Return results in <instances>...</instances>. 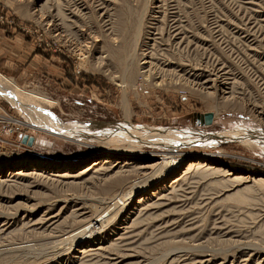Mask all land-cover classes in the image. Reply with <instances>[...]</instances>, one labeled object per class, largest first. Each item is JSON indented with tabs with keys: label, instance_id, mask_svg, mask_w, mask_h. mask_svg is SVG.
Masks as SVG:
<instances>
[{
	"label": "rangeland",
	"instance_id": "1",
	"mask_svg": "<svg viewBox=\"0 0 264 264\" xmlns=\"http://www.w3.org/2000/svg\"><path fill=\"white\" fill-rule=\"evenodd\" d=\"M0 29L16 54L0 74L46 96L51 121L83 132L159 128L179 142L174 152L75 142L18 123L25 113L0 96V264H264V183L216 171L264 178V0H0ZM126 41L133 70L121 85ZM205 112L213 122L198 125ZM226 132L250 143L210 144ZM103 153L111 168L86 173ZM165 153L179 162L145 194L131 191L145 179L136 170Z\"/></svg>",
	"mask_w": 264,
	"mask_h": 264
},
{
	"label": "bare ground",
	"instance_id": "2",
	"mask_svg": "<svg viewBox=\"0 0 264 264\" xmlns=\"http://www.w3.org/2000/svg\"><path fill=\"white\" fill-rule=\"evenodd\" d=\"M132 46H133V44H131L130 41H128V42L126 41L122 45H120L119 49L117 50L118 54H121L124 57V59L126 58L128 60L127 66H126V68H124L125 69L124 70V76L122 78H120V84L122 83L121 85H127V83H130V82H128L129 81L128 79L130 77H132V70H133L132 61L134 59V52H133ZM144 50H148V48L147 49H140L142 59L140 60L139 65H140V68H142V70L140 71V73H141L140 76H141V78L146 79L148 77V75H149L148 73L150 71V67L148 68V65L151 63L150 60H148V59H151L150 55H152V54L147 55V53H149V51L144 52ZM138 82H140V81H138ZM0 96L2 98L6 99L12 106H15L16 108H18L22 113H25V115L27 116L26 122L16 120L18 123L20 122L21 124L28 125L30 127H33L34 129H38L40 131H43V132L48 133V134L56 135L58 137L74 140L75 142H80V143H84V144H91L92 142H97V144H99L101 146H105V147L108 146V145H106V143L107 144L109 143L110 148H111V144H110L111 142H108L109 140L125 141L126 142L125 144H121V145H126V147H124L125 149H127V146H128V148H130V147L138 148L139 146H137V143H139V142L142 144L147 143V142L148 143L158 142V144H159L162 142V144L166 143L167 145L169 143V146H168L169 151L168 152H174L176 149V145H177L176 143H179L177 140H175V138H177L178 135H174L173 132L171 133L170 131L165 130V129L148 128L145 126L124 125L123 127L117 128V126L112 125V127H114V128H112L111 131H109V130L108 131H87V132L72 131L73 128H71L70 125H66V124L62 125L60 123L57 124V123L51 121L47 117L46 107H47V105L50 104V101L47 100L48 98H46V96H44L42 94L39 95L38 93H35L33 91H30V90H26V89H24V91H23L21 88H19L12 81V78L9 79V77H6L2 74H0ZM128 113H129L128 107L124 106V114H126V116H128ZM38 117H40V118L38 119ZM12 118H10V119L12 120ZM126 122H127V120H126ZM215 137H214L215 140L210 144H215L217 142H220V140H228V139L237 140V141H239L245 145L250 143V140L246 136H245V138L247 140L245 138H242L240 135H238V133L231 135V134L226 132V134H224L223 137L221 136L222 138L217 137L218 139H216ZM262 139H264V138H262ZM207 140H209V139L207 138ZM28 146H30V145H28ZM111 157H112V154H110V153L101 154L100 157H98V158L94 159L92 162H90V164L87 166L85 172L86 173H92V174L93 173L104 174L105 172H107L106 169L111 168V166L107 167V165H106V162ZM118 158H126V157L125 156H119ZM198 158H199V160H198ZM127 159H134V157L128 156ZM140 159L143 160L145 158L140 157ZM195 159H197L194 162L195 164L196 163L198 164V163H200L199 161L204 160V159H201L200 157H197ZM178 162H179V160H175V159H173V156L170 157L169 155H167V153H165V155L163 156L161 161L156 162V163H151V164L149 163V164L144 165V166H140L139 169L136 170V172L138 174L144 175V177H145V179L143 178L144 182H139V184L137 183L136 185H133L134 187L132 186L133 190L131 189V191H140L139 192L140 195L145 194L146 192H143V190H147V187L149 185H152L153 183L155 184V182H157L159 180V178H160L159 175L162 173L161 171L166 170L169 167H172L173 165H175ZM194 163L190 162V164H188V165L190 166ZM38 167L45 168V169H51V168H56L57 166L53 167V165L50 163L44 164L42 162H34L31 165L32 169H36ZM72 167H73V165H69L67 167L61 166V169L72 168ZM146 170H150V171L146 172ZM16 171H15V173L13 172V174H19V172H16ZM216 171H217V173H219L220 177H227L228 180H232L235 183L240 184V185H242V184L246 185V183H251V182L254 183L256 181L259 183L262 182V185L264 183V178L260 177V176L252 177V176H242V175H238V174L236 176H234V172H232L230 169H226V168H224V169L223 168L222 169L217 168ZM101 176H103V175H101ZM62 177H64V176H62ZM178 179H180V178L179 177L173 178L171 183L173 184ZM124 180H126L125 177L115 178V179L109 181L108 184H106V186L104 187V190L109 191L110 189H112V187L115 188L114 186H116L120 182H125ZM145 183H146V185H145ZM142 185H145V186H142ZM249 186H251V185H249ZM172 188H174V187H172ZM247 188H248L247 186L243 187V189H247ZM239 191H241V190H239ZM130 193H132V192H130ZM134 193L135 192L132 193V196L134 195ZM127 194L128 193H126V195ZM159 197H162V196H159ZM140 199H142V198L140 197L139 201H140ZM238 199H243V197H238ZM155 204L157 205V203H155ZM155 204H151V205L153 206ZM145 205L148 208V204H145ZM144 207L145 206H143V208ZM152 208H154V207H152ZM81 252H82V250H81ZM88 256H89V254H88Z\"/></svg>",
	"mask_w": 264,
	"mask_h": 264
},
{
	"label": "crops",
	"instance_id": "3",
	"mask_svg": "<svg viewBox=\"0 0 264 264\" xmlns=\"http://www.w3.org/2000/svg\"><path fill=\"white\" fill-rule=\"evenodd\" d=\"M17 37L18 36H16V39ZM12 41H13L12 35L10 33H7L5 30L3 31L0 29V61L1 62L3 61L6 67L9 66V64L14 63L11 59H14L13 57L16 56V54L13 52ZM22 43L25 42L22 41L21 44ZM27 47L29 46H26V48ZM22 59L24 60L23 62H25L26 65L30 64L27 63V59L25 57H23ZM8 68H10V66Z\"/></svg>",
	"mask_w": 264,
	"mask_h": 264
},
{
	"label": "water",
	"instance_id": "4",
	"mask_svg": "<svg viewBox=\"0 0 264 264\" xmlns=\"http://www.w3.org/2000/svg\"><path fill=\"white\" fill-rule=\"evenodd\" d=\"M213 116H214V114L212 112H205V113L199 114L197 116L196 122L198 125H210L213 122ZM87 126H90V125H87ZM229 140H232V139H229ZM32 141H33L32 136H28L26 134L21 135V142L22 143H26L27 145H31Z\"/></svg>",
	"mask_w": 264,
	"mask_h": 264
}]
</instances>
